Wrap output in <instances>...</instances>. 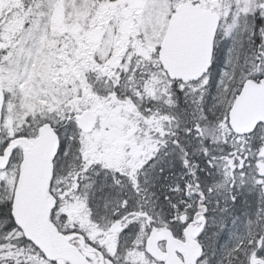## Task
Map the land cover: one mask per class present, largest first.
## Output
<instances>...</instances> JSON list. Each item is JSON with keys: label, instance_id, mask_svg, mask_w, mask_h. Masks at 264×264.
<instances>
[{"label": "snow or ice", "instance_id": "1", "mask_svg": "<svg viewBox=\"0 0 264 264\" xmlns=\"http://www.w3.org/2000/svg\"><path fill=\"white\" fill-rule=\"evenodd\" d=\"M0 264H264V0H0Z\"/></svg>", "mask_w": 264, "mask_h": 264}]
</instances>
